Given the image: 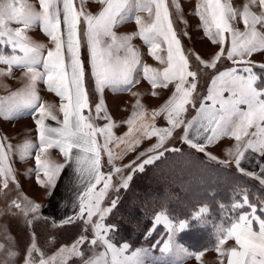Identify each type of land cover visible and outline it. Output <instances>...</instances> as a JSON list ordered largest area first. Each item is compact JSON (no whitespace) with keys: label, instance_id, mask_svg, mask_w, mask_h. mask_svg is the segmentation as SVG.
<instances>
[{"label":"snow or ice","instance_id":"snow-or-ice-1","mask_svg":"<svg viewBox=\"0 0 264 264\" xmlns=\"http://www.w3.org/2000/svg\"><path fill=\"white\" fill-rule=\"evenodd\" d=\"M38 2L39 11L26 0H0V48L8 49L7 52H0V64L7 66V73L0 71V75H10L13 68H19L24 70L28 81L23 92L0 99V114L5 118L23 112L34 115L39 143L35 145L25 142L22 150L25 157H30L31 151L38 149L35 156L37 184L54 189L63 169L72 166L80 189L72 204V213L58 223L51 218L53 224L64 226L82 221L83 232L88 233L91 225V233L90 237L82 234L71 246H62L53 255H46L38 247L33 233L24 264H68L73 258L81 260L82 264H149L146 250L135 249L127 254L129 244L117 246L113 243L110 233L117 229L115 225L106 223V219L116 207L117 201L112 200L109 206H103L109 190L113 188L114 175L121 178L117 191L120 187L127 189L132 179L131 173L123 177V169L114 164L116 159L122 158L123 153H115L109 144L115 141L119 147L126 141L124 137L114 135L116 124L107 114L103 93L106 88L130 90L139 83L138 73H142L153 89L167 88L173 84L174 91L166 103L152 113L153 120L163 114L167 127H157L153 123L142 124L137 129V120H143L145 115L139 100L134 108L140 111H133L125 122L129 126L126 136L138 132L145 138L155 137L157 141L141 154L147 158L137 164L133 172H143L145 165L160 159L164 152L159 149L180 151L178 148L169 149L164 146L173 133L183 127L182 142L201 153L222 138L234 139L235 145L227 155L234 157L240 173L264 185V75H261L264 73V63L249 59L254 53L264 52V0H248L242 11L234 8L230 0H197L195 14L200 19L204 35L213 45L220 47L209 62L198 55L196 61L204 70L216 69L222 57L234 65L213 76L207 95L203 97L194 95L197 92V72L191 70L188 55L173 28L167 0H99L103 7L97 15L86 13L82 7L77 10L74 0ZM255 5H258L259 12L252 10ZM175 7L180 10L178 3ZM140 13H147L149 19L145 21ZM238 16L244 24L243 31L233 23ZM133 20L138 26V33L118 37L113 29ZM82 21L85 25L83 36L89 52L91 75L99 96L95 104V116L92 115L89 94L85 88V69L80 58ZM13 23L20 27L12 28L10 25ZM37 26L54 45L46 56L45 45L31 41L26 34ZM136 35L148 47L149 55L163 65L162 69L142 62L140 53L131 43ZM226 43L229 45L227 48ZM256 68L260 69V73ZM41 81L49 91L60 97L62 121L53 113L52 105L41 102L36 91V84ZM225 93L228 95L225 96ZM189 105L196 109V115L185 122ZM85 110L89 112L87 116ZM49 119L59 126L48 125L46 120ZM96 119H104L107 123L101 127L94 123ZM98 137L102 138V143ZM139 143L140 140L135 139L127 144L125 151H131ZM49 149H58L65 158V164L52 162L46 156ZM11 151L10 144L0 143V190L8 189L10 182L16 183L10 163ZM102 151L107 155V163L112 165L108 173L101 170ZM149 152L152 155H148ZM249 153H255L259 158V175L241 166L245 160L251 163L252 156ZM209 158L217 160L214 156ZM29 204L30 207L23 209L26 216L29 212L39 213V204ZM13 206L18 209L21 207L16 201H13ZM231 208H248L250 211L239 214L227 225L217 227L216 251L222 257L227 255V264H264V217L257 214V205L251 203L248 193L241 190L240 199L233 201ZM260 210L264 212V203L260 205ZM208 211L206 206L201 207L191 219L202 222ZM254 223L258 225V230L254 229ZM153 224H162L170 236L160 249L161 253L175 255L171 236L189 228V220L174 221L162 210L154 216ZM230 239H234L238 247L223 249L225 242ZM86 243L94 253L91 256H86L82 251ZM96 247H103L104 251L95 254ZM182 251L197 261L203 255L202 252H188L187 249ZM17 255L11 242L7 247L0 243V264H14ZM151 264L176 262L169 258L165 261L153 260Z\"/></svg>","mask_w":264,"mask_h":264},{"label":"rangeland","instance_id":"rangeland-1","mask_svg":"<svg viewBox=\"0 0 264 264\" xmlns=\"http://www.w3.org/2000/svg\"><path fill=\"white\" fill-rule=\"evenodd\" d=\"M76 1L77 2L75 7L77 8V10H80L82 7L86 13L92 15H97L102 10V8L100 7L95 8L90 0H84L83 4L81 3V0H76ZM169 1L173 2V9L175 14L180 19L179 21L185 22L183 26L185 31H187L186 28L189 29L188 32L189 36L191 35L192 30L195 34H199L200 33L199 30L203 31L200 19L195 14L197 0H175V2L174 0H167V3ZM26 2L33 5L37 11L40 10L38 0H26ZM95 2L98 5L101 4L99 3V0H95ZM230 2L234 8H236L238 11H242L243 6L246 3H248V0H230ZM176 3H178L180 6L179 11L175 7ZM252 10L255 12L260 11L258 5L252 6ZM170 15H171V11H170ZM233 23L234 26L239 30L241 31L244 30V24L239 16ZM10 26L12 28L20 27V25H17L15 23L11 24ZM130 28L131 27L127 25V23L126 24L121 23L117 25L113 30L117 36H118V31L121 32L120 34L125 33L129 35L132 31ZM26 34L31 39V41L45 45L44 48L45 56L47 55V51L54 47L50 39L43 33V31L39 28V26H37L35 29L28 30ZM177 36L181 41L182 48L184 42L186 44H189V46L195 44V48H197V50L199 51V53L197 54L194 51L193 55L189 56L188 58H189L191 70L197 72V92L194 95L196 97L206 96L207 88L208 85L210 84L209 78L211 74L214 73V71H210L211 69H207L205 76L202 77L201 75L204 74L205 72L204 73L200 72L199 67L200 66L202 67V65H200L199 62L196 61L195 57L198 55L204 61L209 62L211 58H213L214 54L218 52L220 46L213 45L207 37L206 39L201 41H196L195 39L192 40L191 37L190 39H185L184 41L180 38L179 34H177ZM131 43L135 44L133 40L131 41ZM136 45L139 48L138 43ZM228 46H229L228 43H226L225 48H227ZM138 48H136L137 51ZM7 51L8 49L6 48H0V52H7ZM141 51H143L144 53V50L141 49ZM85 53L86 52L84 49L83 50L84 57H85ZM161 54L165 55L164 53ZM141 59L144 64H147L153 68L162 69L163 67V65H161L158 61H156L151 55L148 56L141 54ZM249 59L256 63H264V52L254 53ZM218 65L217 68H219V71L220 70L223 71L226 70V68L228 69L234 66L231 61H228L226 58L223 57L219 61ZM87 67L88 66H86V68ZM255 70L258 73H260L259 68H256ZM0 71L7 73V66L0 64ZM139 74L140 73H138V78H139ZM261 75H264V73H261ZM27 83L28 81L25 76L24 70L19 68H13L10 75L8 74L0 75V99L10 97L13 93L23 92L26 88ZM172 90L174 91V88L171 89L170 85L167 88L158 87L153 89L152 87L148 88V83L146 85L142 83L140 87L138 86L132 91V94L130 96L119 99L118 104L115 105L112 104V106L110 105V108H113L115 112L114 117H116L115 119H111V120L115 122L116 126L118 125L119 127H121L124 124V122H126L129 119L128 117L129 113L126 114V117L121 118L120 112L122 108L125 107L126 109H128V107L132 106L133 111H138L139 109L134 108L137 100H139L140 104L144 107L147 106L149 99H153L155 96V100L157 101L158 106L162 107L169 99L170 96L168 95L171 93ZM36 91L38 95L41 97V102L48 105H52L53 113L58 117L59 120L62 121L63 115L59 111L60 104L62 103L60 97H58L54 92L49 91L47 89V86L42 81L37 82ZM112 91H109V93ZM153 92H155V95H153ZM198 105H199V99H197V106ZM194 112L195 109L189 105L188 111L184 117L185 122L191 120V118L194 115ZM46 123L48 124V123H56V122L49 119L46 120ZM99 123L104 124L107 123V121L99 120ZM167 126L168 125L166 123L165 117L158 121L157 127H167ZM183 131H184L183 127L177 129L173 133V136L166 142L164 147L169 149L178 148L181 151L185 150L188 152H192L194 156L203 159L204 163H211L214 165L217 164L219 166L225 167L226 169L235 172L238 171L237 168L230 167L227 163L222 164L217 162L219 160L210 159L209 157L212 155L206 154L205 152L203 153L198 152L195 149L190 148L187 144H184L181 140ZM100 140H102V138ZM228 140L225 141V144L235 145L234 139H232L230 142H228ZM25 142H31L32 144L35 145H38L39 143L37 126L35 123L34 115L31 112H23L16 114L12 118H5L4 115L0 114V143H4L5 145L10 144L12 147V151L9 153V155H10V163L12 168L14 169V174L16 179L15 184L11 182L9 183L8 189L0 190V243L5 244L6 247L8 246L9 242H11L14 245L15 251L18 253V255L14 260V264H24L25 253L29 245L33 241V233H35V239L38 244V247L46 255L56 254L58 253V250L62 246H71L74 243V241H76V239L82 234L89 235L90 237V233H91V225H89L88 233L83 232L82 221H77L76 223L68 226H55L42 215L41 213L42 201L39 197V191L41 189V186L36 182L37 176L35 172L36 169L35 156L37 155L38 149H33L31 151V156L25 157L24 152L22 150V146L25 144ZM156 142L157 141L155 137H152L151 139L144 138L138 145L134 147V149L125 159L121 161H114L116 167H120L123 169L122 176L127 177V175L131 173L132 179L129 182L127 189L120 187L119 191H117L116 188L121 184V178L118 175H114L113 188L109 190L108 195L103 202V206L107 207L110 205L112 200L117 201L116 207L107 217L106 223L116 226L117 231L110 233V238L114 244H116L117 246H120L123 243H127L130 245L129 252L127 254H130L131 251L135 250L132 244L133 242L132 240L134 238L133 236H136L140 232L141 225L139 222H137L135 226H133L134 229L133 230L131 229L132 231L126 229L127 226L126 223L128 224V222L126 218L120 214V212L122 211V207L124 203L128 200V197L132 193L133 191L132 189L134 188L136 183H138L143 176H145L149 171H151V169L153 168L152 166L158 163V161L161 160L162 158H165L171 155L173 152H175V151H164L163 148L159 149V151L164 152V155L161 156L160 159L156 160L151 165H145L143 172L140 171L133 172V168H135L137 164L141 163L143 159L147 158L146 156H143L141 154L147 152L148 149H150L154 144H156ZM148 155H152V153L149 152ZM181 155L184 156V153ZM46 156L56 164L63 163L61 159L62 157H59L57 153L54 152V149H49L48 152L46 153ZM187 160H191L189 161V163L199 162L197 159H195V157H192V159H187ZM133 161H135V164H133ZM126 165H132V167H125ZM111 168L112 165H109L107 163V157L106 154H104L103 172L108 173L111 170ZM41 179H43L42 174H41ZM254 182L257 188L264 189V185H261L256 180ZM243 191L247 192L245 190ZM240 193L238 194L240 195ZM13 201L19 203L21 207L18 209L15 206H13ZM250 201L251 203L257 205V214L264 217V212L260 210V205L264 203L263 199L255 197V199ZM29 202L40 205L39 213L29 212L27 216L24 214L23 209L31 206ZM149 209L150 210L147 211L148 213L147 218L148 220L153 222L154 216L157 213L161 212V210L157 209L154 206H152ZM232 211L233 214L230 212V214L232 215L228 219V222L236 219V217L239 214L250 211V209L244 208V209H237ZM157 226H162L164 228L162 224L155 226L153 224L152 229H155ZM257 226L258 225L254 223V227ZM5 234H7V236ZM171 238L174 237L171 236ZM101 248L103 247H96L95 252L100 250ZM141 250L147 251V249L144 248H142ZM82 251L85 252L86 256H90L93 253L92 249H90L87 243L82 247ZM81 263H82L81 260L75 258L70 259L68 261V264H81Z\"/></svg>","mask_w":264,"mask_h":264},{"label":"trees","instance_id":"trees-1","mask_svg":"<svg viewBox=\"0 0 264 264\" xmlns=\"http://www.w3.org/2000/svg\"><path fill=\"white\" fill-rule=\"evenodd\" d=\"M192 157L199 162L189 163L191 160L187 159ZM152 167L136 183L120 212L128 222L126 229L133 230L137 222L141 225L140 232L133 236V247L155 243L158 247L169 235L162 226L152 229L153 222L147 218L152 206L165 211L174 221L189 220L190 227L177 237L191 250L203 252L216 246L217 227L230 222L231 204L240 199L241 190L247 191L250 200L258 197L264 201V189L257 188L255 179L217 164L204 163L192 152L175 151ZM203 206L209 210L206 219L192 220V215Z\"/></svg>","mask_w":264,"mask_h":264},{"label":"crops","instance_id":"crops-1","mask_svg":"<svg viewBox=\"0 0 264 264\" xmlns=\"http://www.w3.org/2000/svg\"><path fill=\"white\" fill-rule=\"evenodd\" d=\"M90 1L92 2V5H94L95 8L96 7L102 8L103 7L102 4L98 5V4H96V2H94L92 0H90ZM76 2L77 1L74 0L75 6H76ZM168 6H169L170 11H171L170 18H171V21L173 24V28H174L175 32L177 34H179V36L182 40L185 41V39H190V37L192 38V40L195 39L196 41H201V40L206 39V36L204 35V32L202 30H199V32H200L199 34H195L192 30L191 35L189 36V33H188L189 29L186 28L187 31H185L184 26H183L185 22L179 21L180 19L178 18V16L174 12L173 2L169 1ZM140 15L145 21H147L149 19L147 13H140ZM126 23H127V25H129L131 27L130 29L132 30L129 35H132L134 33H138V26L136 25L134 20L124 22L122 24H126ZM84 28H85V25L82 21L81 25H80V31H81L80 58H81V61L83 63L84 69H85V80H84L85 88L87 89L88 94H89V101H90L92 115L95 116V104L99 101V96L97 95V93L95 91V84H94V80H93L92 75H91L89 52L87 49L86 39L83 36ZM120 33L121 32L118 31V37L128 35L125 33H123V34H120ZM133 41L135 44H132V45L135 49L138 48L136 45L138 43L139 48L144 50V53H143V51H141V49L138 48V52L140 53V55L144 54V55L150 56L148 47L144 44V42L139 38L138 35H136V37L133 39ZM183 48H184L186 55H188V57L192 56L194 51L196 54L199 53L197 48H195V44L194 45L192 44V46H189V44H186L183 42ZM84 49L86 52L85 57L83 55ZM122 54L123 53H121V55ZM164 54L166 55V53H164ZM218 64H219V62H218ZM86 66H88V67L86 68ZM198 66H200V65H198ZM218 67H219V65H218ZM199 70L201 73L205 72L204 74L201 75L202 77H204L206 74V70H204L203 67H201V66L199 67ZM210 71H214V73H212L210 78H209L210 83H211V79L213 78V76L215 74L218 73L217 71H219V68L211 69ZM142 80H144V81H142ZM142 83H144L146 85L148 83V81L145 80L143 78L142 73H140L139 74V83H136L128 91L113 90V89H107V88L104 90L103 100H104V103L106 105L107 114L111 119H115L116 117H114L115 112H114L113 108H110V105L112 106V104H114V105L118 104L119 99L130 96L132 94V91L135 88H137L138 86L140 87ZM170 86H171V89L174 88L173 84H170ZM151 87L152 86L148 83V88H151ZM109 91H112V92L109 93ZM172 93H173V90L171 91V93L168 96H171ZM206 95H207V93H206ZM227 95L228 94L225 93V96H227ZM208 103H211V102L209 101ZM198 107H199V105L197 106V108ZM160 108L161 107L158 106L157 101L155 100V96L153 99H149L147 106L143 107V111L145 113L144 118H143V120H137L135 127L137 129H139V128H141L142 124H153V123L157 126L158 121L160 119H163L164 115L162 114V115L156 116L155 119L153 120L152 113L156 110H159ZM138 111H140V109ZM120 113H121V115H120L121 118L126 117V114H128V113H129L128 117L130 118L132 113H133L132 106L128 107V109L123 107ZM84 114L87 116L89 114L88 110H85ZM195 115H196V109H195L193 117ZM99 120H104V119H96V120H94V123L99 125V126L101 125V127L106 124V123L100 124ZM48 125L53 126V127L59 126L56 123H48ZM128 131H129V126L127 124L125 125V122L121 127H119L117 125L116 127L113 128V132H114L115 137H124L125 141H126L125 144H121L119 147L116 146L115 141L113 143L109 144V148L112 149L115 153H118V154L123 153L122 158L116 159L115 161H121V160L125 159L130 154V152L134 149V147L136 146V145H134L133 149L131 151H125L128 143L134 141L135 139H139L141 142L142 139L145 138L138 132H134L133 135H131V136H126ZM100 139L101 138L98 137L99 142L102 143V140H100ZM228 139H229L228 137H225V138H222L219 141L214 142L213 144L207 146L205 148V153L216 157L217 160H219V161H226L230 167L236 168L235 163H234V157H229L227 155V152L234 147V144H230V145L225 144V141ZM231 140L232 139L230 138L228 140V142H230ZM54 152H56L59 157H62L61 159H62L63 163H60V164L61 165L65 164V158L59 152V150L54 149ZM249 155L252 156L251 163L248 160H245L244 162H242L241 166L248 171H256L257 174L259 175L258 163H257V160L259 158L257 157V155L255 153H249ZM106 157H107V155H106ZM101 163H102L101 170L103 171V168H104V153H103V151H102ZM255 180L258 181L257 179H255ZM79 190L80 189L78 187L77 177L74 174L73 167L72 166L65 167L63 169L61 175L59 176L56 187L54 189H50V188L46 189V188L41 187V189L39 191V197L42 201V203H41L42 215L45 218H47L52 224H53V220L51 218H54L57 223L60 222L61 220H63L67 215H70L72 213V204H73L75 197H76ZM69 225H72V224H69ZM64 226H68V225H64ZM254 229L258 230V226L254 227ZM177 234L178 233L172 235L174 238H171L172 244L174 246L175 255L170 256V254H168V253L162 254L160 251V249L164 246V243L169 240L168 239V238H170L169 235L163 241L160 242L158 247L156 246V243H155L152 246H141V247H134V248L135 249H142V248L147 249V251H148L147 260L149 261V264H151V261H153V260L165 261V260H168L169 258L174 259L176 264H221V261H223V264H227V255H224L222 257L216 251V246L213 249L203 251L202 252L203 255L199 261H197L194 257H191V258L187 257L184 254V252L182 251V249H187L188 252H195V251L191 250L186 244H184L182 241H180V239H178V237H177ZM232 247H238L235 244L234 239L227 240L225 242V244L223 245V249H225V250H228ZM100 251H104V249L101 248L100 250L96 251L95 254H98ZM93 254L94 253H92L91 255H93ZM110 258H111V256L109 254L108 259L110 260Z\"/></svg>","mask_w":264,"mask_h":264}]
</instances>
